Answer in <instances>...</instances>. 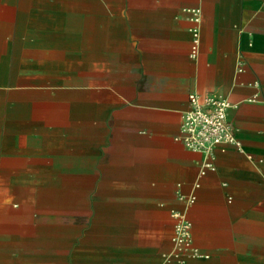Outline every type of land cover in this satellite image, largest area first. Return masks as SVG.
Returning <instances> with one entry per match:
<instances>
[{
    "label": "crops",
    "instance_id": "1",
    "mask_svg": "<svg viewBox=\"0 0 264 264\" xmlns=\"http://www.w3.org/2000/svg\"><path fill=\"white\" fill-rule=\"evenodd\" d=\"M0 264H264V0H0Z\"/></svg>",
    "mask_w": 264,
    "mask_h": 264
},
{
    "label": "built area",
    "instance_id": "2",
    "mask_svg": "<svg viewBox=\"0 0 264 264\" xmlns=\"http://www.w3.org/2000/svg\"><path fill=\"white\" fill-rule=\"evenodd\" d=\"M192 19L198 22L201 9L189 8ZM199 37H194L193 51L197 49ZM231 101L226 96L190 95V106L183 112L182 139L185 144L197 151L212 155L216 147L224 142L239 144L232 125L228 119ZM194 198L190 199L193 202ZM177 222L173 236L174 253H198L193 243V224L185 212L175 211Z\"/></svg>",
    "mask_w": 264,
    "mask_h": 264
}]
</instances>
